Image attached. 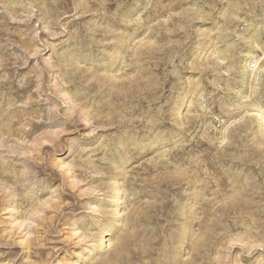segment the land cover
Segmentation results:
<instances>
[{
  "label": "rangeland",
  "instance_id": "374dc122",
  "mask_svg": "<svg viewBox=\"0 0 264 264\" xmlns=\"http://www.w3.org/2000/svg\"><path fill=\"white\" fill-rule=\"evenodd\" d=\"M0 264H264V0H0Z\"/></svg>",
  "mask_w": 264,
  "mask_h": 264
}]
</instances>
